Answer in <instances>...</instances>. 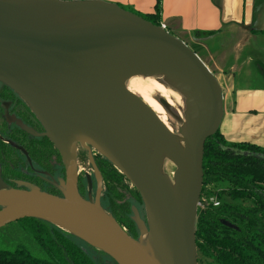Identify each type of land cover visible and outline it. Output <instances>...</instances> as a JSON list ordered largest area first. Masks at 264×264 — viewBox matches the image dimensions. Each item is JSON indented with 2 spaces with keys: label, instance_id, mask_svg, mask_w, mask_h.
<instances>
[{
  "label": "water",
  "instance_id": "1",
  "mask_svg": "<svg viewBox=\"0 0 264 264\" xmlns=\"http://www.w3.org/2000/svg\"><path fill=\"white\" fill-rule=\"evenodd\" d=\"M137 75L181 95L177 132L128 89ZM0 81L27 102L65 167L61 196L28 182L7 188L0 178V228L36 218L117 264H199L205 142L219 130L224 103L217 77L186 42L115 2L0 0ZM158 101L170 110L166 99ZM79 146L93 168L94 201L78 189ZM93 151L139 192L146 219L132 206L138 238L102 206L103 178Z\"/></svg>",
  "mask_w": 264,
  "mask_h": 264
},
{
  "label": "trees",
  "instance_id": "2",
  "mask_svg": "<svg viewBox=\"0 0 264 264\" xmlns=\"http://www.w3.org/2000/svg\"><path fill=\"white\" fill-rule=\"evenodd\" d=\"M160 11L161 0H157L155 13L137 14L161 25ZM94 158L108 187L103 206L134 236L132 206L142 202L139 192L134 188L135 201H124L119 185H128L127 178L101 155ZM203 170L200 201L210 195L216 200L208 198L205 207H198V263L207 257L211 261L206 264H264V147L229 141L219 129L205 142ZM221 183L227 184L228 192L224 194H234L233 200H227L222 190H215L214 186ZM23 220L34 223L24 229L36 240L43 254L10 241V245L0 246V264H98L62 229L36 218Z\"/></svg>",
  "mask_w": 264,
  "mask_h": 264
},
{
  "label": "crops",
  "instance_id": "3",
  "mask_svg": "<svg viewBox=\"0 0 264 264\" xmlns=\"http://www.w3.org/2000/svg\"><path fill=\"white\" fill-rule=\"evenodd\" d=\"M106 1L139 14L155 13L157 3ZM160 22L188 45L187 40L194 43L191 48L219 83L226 84L219 127L224 137L264 147V59L256 56L264 45V1L161 0ZM255 61L260 67L253 70Z\"/></svg>",
  "mask_w": 264,
  "mask_h": 264
},
{
  "label": "flooded vegetation",
  "instance_id": "4",
  "mask_svg": "<svg viewBox=\"0 0 264 264\" xmlns=\"http://www.w3.org/2000/svg\"><path fill=\"white\" fill-rule=\"evenodd\" d=\"M148 100L146 103L150 104V99ZM152 108L155 112L158 111L160 113L154 106ZM162 120L165 122L164 117ZM24 127L34 130L36 134L29 132ZM44 131L41 122L32 112L27 102L11 87L0 81V178L7 188H25L24 185L19 186L17 182H28L48 193L58 196L62 195L58 185H60L59 180L65 178V167L58 150L44 134ZM81 150L86 149L81 146L78 147L77 159L78 152ZM93 153L97 158L100 155L96 151H93ZM57 171L62 174L57 175ZM78 173L80 194L85 199L94 201L97 187L94 172L95 188L92 183V177L91 185L88 183L86 175H90L89 172L84 174L86 178L85 186L81 180L82 173L79 167ZM143 219L145 220L146 217ZM138 236L139 231L136 226V232L133 237L138 238Z\"/></svg>",
  "mask_w": 264,
  "mask_h": 264
},
{
  "label": "rangeland",
  "instance_id": "5",
  "mask_svg": "<svg viewBox=\"0 0 264 264\" xmlns=\"http://www.w3.org/2000/svg\"><path fill=\"white\" fill-rule=\"evenodd\" d=\"M185 39H187V38H185ZM187 41H188V43H190L189 44L190 47L196 48V45L194 43H192L190 40H187ZM256 56H257V58L259 57V58H263L264 59V45H263L262 48L259 49V51H258V53H257ZM259 63L260 62H256L255 61V66L252 69L253 70H256L258 67H260ZM263 69H264V66H263ZM157 80L159 82H161V80H159V79H157ZM259 81L260 80L258 78L255 80L256 83H259ZM153 86H154V88L156 90H158V91L162 92L164 95H166L163 92V88L160 85H158L157 83H153ZM221 86H222L223 91L225 92L224 88L227 87L226 84L221 85ZM133 92L136 93L137 95H140L137 90H134ZM140 96H142V95H140ZM173 96H174V98L177 99V96L176 95H173ZM158 98L159 97H156L157 100H158ZM142 99L145 102L148 100L145 96H142ZM148 102H149V100H148ZM184 108H185L184 100L180 96L179 101L177 102V101L174 100V104L170 106V110H166L167 118L165 117L166 118L165 123H166V125L168 127H170V129L172 131H175V132L178 131V128H179V126L181 124L178 117L179 116H183ZM156 113L161 118H163L162 117L163 115L161 113H159L158 111H156ZM78 167H79L80 172L82 173L81 174V177H82L81 180L84 183V186L86 185V178H85V175L84 174L86 172H89L90 173V176L92 177V183H93L94 188H95V181L93 180L94 179L93 178V171H92V168H91V166L89 164L88 153H87L86 150H81V151L78 152ZM164 169H165L166 172L172 173V171L174 170V166L170 162H166ZM56 174L57 175L58 174L61 175L62 173L57 171ZM127 182H128V185L126 183L125 187L119 185V190L123 194L124 201L128 200V201L134 202L135 199L132 198V196H133L132 195L133 194L132 191H134V188L135 187L133 185H131L129 181H127ZM107 188L108 187L103 182V191H102V195H101V197H102L101 203L104 206H105V204H104L105 201H107V198H106V195L108 194L107 193V191H108ZM214 188H215V190H222L223 195L225 196V198L227 200H233L234 194H231V193L229 195L228 194H224V193H227L228 192V190H227V184L226 183H221V184H219L217 186L215 185ZM208 198H210L209 200H211V199L213 201L216 200V198L213 197V196H211V195L210 196H204L201 201L199 200L198 207L199 206L205 207L206 206V202L208 201L207 200ZM236 200L239 202V201H241V198L236 197ZM133 206H135L139 210L142 218H145L146 217L145 209H144V206H143V202L137 201V204H134ZM26 225L27 226H33L34 223L33 222L24 221V220L23 221L19 220V221H15V222L9 223V224L1 227L0 228V246H2V247L8 246V245L11 244L10 241H13L12 243H21V244L27 246L30 250L37 251L40 254H43V250L41 249V247L39 246V244L36 242V240L31 236V234H29L24 229V227ZM70 235H69V237H70ZM70 238L77 245H79L98 264H117L110 256H108L107 254H105L101 250H98V249L92 247L91 245L87 244L83 240L78 239V238L74 237L73 235ZM199 256L200 255L198 253V257ZM209 261H211L210 258L203 257V263H201V264H206V262H209Z\"/></svg>",
  "mask_w": 264,
  "mask_h": 264
},
{
  "label": "bare ground",
  "instance_id": "6",
  "mask_svg": "<svg viewBox=\"0 0 264 264\" xmlns=\"http://www.w3.org/2000/svg\"><path fill=\"white\" fill-rule=\"evenodd\" d=\"M153 83H157L158 85H160L163 88L164 93L168 96H165L162 92L156 90L153 86ZM127 86L128 89L131 90L132 92L134 90H137L138 93L142 96L147 97L148 99H150V104H147L143 99V101L152 108V106H154L155 108H157L160 113L163 115L164 120H166L167 115H166V109L165 107L156 99V97H163L164 99H166L168 101V103L170 105L174 104V100L175 101H179L180 99V94L177 92H174V90L172 91L171 89H169L168 87H166L164 84H162L161 82H159L156 78L154 77H144V76H133L130 79H128L127 81ZM171 93V94H170ZM139 95V96H140ZM173 95L177 96V99L174 98ZM142 96H140L142 98ZM182 98V97H181ZM153 109V108H152ZM154 110V109H153ZM155 112V111H154ZM156 113V112H155ZM157 114V113H156ZM166 117V118H165ZM161 118V117H160ZM162 119V118H161Z\"/></svg>",
  "mask_w": 264,
  "mask_h": 264
},
{
  "label": "built area",
  "instance_id": "7",
  "mask_svg": "<svg viewBox=\"0 0 264 264\" xmlns=\"http://www.w3.org/2000/svg\"><path fill=\"white\" fill-rule=\"evenodd\" d=\"M161 25H162V24H161ZM162 26L165 28V26H164V25H162ZM214 204H215V205H217V204H218V202H214Z\"/></svg>",
  "mask_w": 264,
  "mask_h": 264
}]
</instances>
